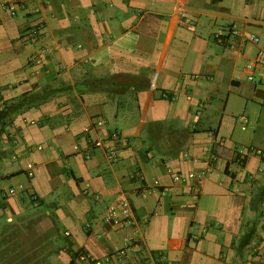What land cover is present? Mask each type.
<instances>
[{"label":"crops","instance_id":"obj_1","mask_svg":"<svg viewBox=\"0 0 264 264\" xmlns=\"http://www.w3.org/2000/svg\"><path fill=\"white\" fill-rule=\"evenodd\" d=\"M232 23L259 42L227 37ZM258 48L264 0L0 8V109L11 106L0 119V264H87L78 251L101 264H261L264 80L244 72ZM110 132L115 160L88 142ZM121 193L133 223L103 219Z\"/></svg>","mask_w":264,"mask_h":264},{"label":"built area","instance_id":"obj_2","mask_svg":"<svg viewBox=\"0 0 264 264\" xmlns=\"http://www.w3.org/2000/svg\"><path fill=\"white\" fill-rule=\"evenodd\" d=\"M24 0H0V8L6 10L11 15H15L20 6H22ZM25 37L30 41H37L39 39V29H29L24 33ZM226 36H231L232 38H237L244 43H255L257 44L260 38L255 34L245 35L244 32L239 29L234 23L227 27ZM214 38L217 41H222L225 36L222 33H214ZM29 63L32 67H35L34 73H40L43 70V57L39 53L32 54L29 57ZM244 72L246 78L252 81H263L264 80V48H258L253 57H251L244 67ZM167 97V93L162 94ZM240 122V127L245 128L248 123V116L245 113L240 114L238 117ZM106 120L103 117H97L92 123V128L100 129L104 126ZM89 144L94 147H100L104 150L105 155L108 160H115L120 146V136L118 132H110L105 138H89ZM90 152L85 153V157L89 158ZM181 176L179 174L174 175V180H180ZM14 189L10 188L9 193L13 192ZM99 197V194L95 195ZM119 216L121 220L127 223H133L132 212L130 208V203L128 199L121 193L119 196L111 203L103 213L104 220H111L114 217ZM89 224H86V228ZM256 254L260 258L261 264H264V240L258 245ZM75 258L80 262H85L87 264H101L100 260L93 258L91 255L85 253L84 251H78L74 254Z\"/></svg>","mask_w":264,"mask_h":264},{"label":"trees","instance_id":"obj_3","mask_svg":"<svg viewBox=\"0 0 264 264\" xmlns=\"http://www.w3.org/2000/svg\"><path fill=\"white\" fill-rule=\"evenodd\" d=\"M11 110V106H6L0 109V119H3L8 115V112Z\"/></svg>","mask_w":264,"mask_h":264}]
</instances>
